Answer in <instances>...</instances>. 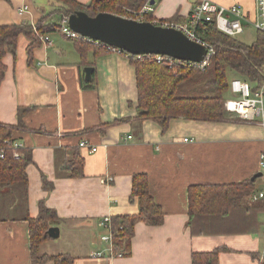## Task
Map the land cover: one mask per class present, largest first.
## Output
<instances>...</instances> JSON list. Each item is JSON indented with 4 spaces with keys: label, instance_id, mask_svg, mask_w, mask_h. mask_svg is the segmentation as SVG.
<instances>
[{
    "label": "crops",
    "instance_id": "0c3cea01",
    "mask_svg": "<svg viewBox=\"0 0 264 264\" xmlns=\"http://www.w3.org/2000/svg\"><path fill=\"white\" fill-rule=\"evenodd\" d=\"M199 1L148 0L154 18L175 16L183 21L178 23L188 20ZM211 1L253 6V0ZM57 6L53 0H0V25L35 24L46 14L54 20ZM47 34L51 44L40 42L31 64L23 35L15 58L7 53L3 59L0 122L12 127L13 143L31 161L26 184L0 188V264H56L30 258L27 218L38 214L40 201L60 219L50 225L59 228L58 238L43 241L40 253L68 254L72 264H192V252L224 245L228 249L219 250L212 264L264 263V212L254 232L194 235L186 227L190 185L240 183L257 172L264 180L262 128L227 114L219 122L171 119L162 131L153 120L135 118V70L127 57L107 51L93 57L89 51L81 58L73 40L59 31ZM87 62H93L92 85L84 77ZM120 119L125 121L113 122ZM83 140L96 151L81 148ZM76 151L83 158L82 175L72 177L69 165ZM137 173L146 174L164 221L159 226L136 223L129 254L109 256L99 238L106 231L98 223L106 216L138 213V198L130 199ZM255 182L253 193L264 192Z\"/></svg>",
    "mask_w": 264,
    "mask_h": 264
},
{
    "label": "trees",
    "instance_id": "16d2710c",
    "mask_svg": "<svg viewBox=\"0 0 264 264\" xmlns=\"http://www.w3.org/2000/svg\"><path fill=\"white\" fill-rule=\"evenodd\" d=\"M58 6L53 10L57 15L54 20L50 14L43 15L35 24L8 23L0 25V83L4 78L6 65L4 56L10 53L16 56L17 41L20 35L29 43L26 46L27 63L33 60V50L40 44L38 34L53 33L60 27L61 15H70L83 11L89 16L99 12L122 15L123 12L139 10L148 0H89L82 4L76 0H53ZM58 18V19H57ZM145 20H150L148 14ZM168 22H183L173 16L164 19ZM195 32L213 47L204 68L193 66L184 61H176L169 66L165 62H156L154 55H129L127 59L134 66L136 82L135 118L137 120H153L162 131H165L171 119L219 122L226 119L223 102L228 90V75L236 74L241 79L253 84V88L264 84V33L255 31L251 43H244L234 37L220 32L214 22L205 26H196ZM74 47L85 58L89 51L93 57L106 52L102 43H93L84 39L73 40ZM82 62H85L82 59ZM93 66V62H87ZM238 78V77H237ZM93 79V76H92ZM89 85H92V80ZM125 119L115 120L114 123ZM109 125V124H105ZM11 126L0 122V188L15 183L26 184V167L30 163V155L20 147L12 145ZM22 154L14 158L13 153ZM83 158L75 152L69 170L72 177L82 175ZM254 181L245 180L240 183L227 184H195L187 189L188 219L186 227L191 234H231L254 232L258 226L257 216L264 212V200L251 202ZM138 198L139 211L135 215H116L110 218L113 230L114 252L128 255L134 226L143 222L149 226H159L164 221V212L150 194L146 174L137 173L132 176L130 199ZM30 258L33 263L53 261L56 264H72L68 254L49 255L40 253L43 241L51 239L47 230L51 224L60 221L54 209L39 202L38 214L27 218ZM228 247L219 246L210 252H192V264H212L219 250ZM252 257L257 258L255 252ZM260 264H264L261 263Z\"/></svg>",
    "mask_w": 264,
    "mask_h": 264
},
{
    "label": "built area",
    "instance_id": "2783aa9c",
    "mask_svg": "<svg viewBox=\"0 0 264 264\" xmlns=\"http://www.w3.org/2000/svg\"><path fill=\"white\" fill-rule=\"evenodd\" d=\"M153 5L148 1L137 11H128V18H132L138 21H150L155 25H161L164 27H175L183 31L194 41L202 44L207 53L204 59L200 62L184 61L190 65L204 68L208 62L210 56L214 53L213 47L208 44L202 36L195 32V27L205 26L207 22H214L216 28L225 35L236 38L240 33L244 32L245 28L252 27L255 31H261L264 33V0H253L252 9H245L239 4H233L228 7L218 5L211 0H200L192 8L188 20L184 23L168 22L164 19L157 20L152 16ZM150 14V20H145L146 16ZM60 27L58 31L70 40L84 39L88 42L95 44L102 43L97 40H92L87 37L79 35L77 32L71 30L68 26V15H62L60 17ZM38 39L41 43L50 45L51 41L47 33L38 34ZM107 52H117L125 57H128L129 53L124 52L117 47L110 46L102 43ZM156 62H165L169 66L176 61H183L175 59L167 55L153 54ZM140 57L141 55H136ZM253 84L245 81L241 78L232 77L228 80L227 93L229 97H224V110L227 114L234 115L239 119L249 122L257 123L264 132V84L261 87L253 88ZM187 140V139H184ZM14 147H19L17 144L12 143ZM81 148L87 149L90 153L96 151V147H93L86 141L79 142ZM21 153L14 151L13 157L20 158ZM0 157H3V151L0 150ZM260 167L264 169V153L260 154ZM253 201L264 200V192L258 191L251 195ZM106 233L100 235V240L106 245L105 251L109 256L122 257L121 253H115L113 249V230L110 223V217H103L99 223ZM264 227V225H263ZM96 256L101 255L100 252L95 253Z\"/></svg>",
    "mask_w": 264,
    "mask_h": 264
},
{
    "label": "water",
    "instance_id": "95a60500",
    "mask_svg": "<svg viewBox=\"0 0 264 264\" xmlns=\"http://www.w3.org/2000/svg\"><path fill=\"white\" fill-rule=\"evenodd\" d=\"M68 26L83 37L117 47L131 55H167L178 60L200 62L206 48L175 27L155 25L150 21H138L125 16L99 12L89 16L76 11L68 16ZM84 77L91 80L92 66L84 67ZM257 172L250 178L254 181L261 176ZM51 238H58L59 228L50 226L47 230Z\"/></svg>",
    "mask_w": 264,
    "mask_h": 264
},
{
    "label": "rangeland",
    "instance_id": "374dc122",
    "mask_svg": "<svg viewBox=\"0 0 264 264\" xmlns=\"http://www.w3.org/2000/svg\"><path fill=\"white\" fill-rule=\"evenodd\" d=\"M129 15V13H128V11L127 12H123V16H125V17H127ZM62 16V15H61ZM122 16V15H121ZM254 38H255V30L252 28V27H248V28H245L244 29V32L243 33H240L237 37H236V39H238V40H240V41H242V42H244V43H250V42H252L253 40H254ZM229 76V78L231 77H238V78H240V76L239 75H236V74H231V75H228ZM226 97H229L230 95L226 92ZM261 177L259 176L257 179H256V182H255V185L257 186V187H259V188H264V180H261L260 179ZM50 241H52V240H50ZM53 244H51L52 245V248L53 249H57L56 247H55V245H58V244H56L55 242H52Z\"/></svg>",
    "mask_w": 264,
    "mask_h": 264
}]
</instances>
